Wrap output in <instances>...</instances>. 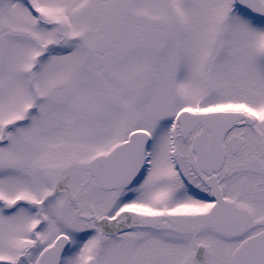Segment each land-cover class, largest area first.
Listing matches in <instances>:
<instances>
[{
    "label": "snow or ice",
    "instance_id": "snow-or-ice-1",
    "mask_svg": "<svg viewBox=\"0 0 264 264\" xmlns=\"http://www.w3.org/2000/svg\"><path fill=\"white\" fill-rule=\"evenodd\" d=\"M0 264H264V0H0Z\"/></svg>",
    "mask_w": 264,
    "mask_h": 264
}]
</instances>
